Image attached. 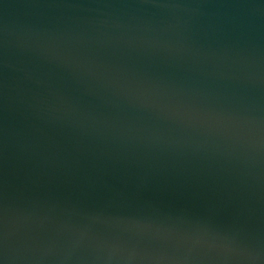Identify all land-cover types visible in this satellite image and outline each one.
Here are the masks:
<instances>
[{
    "label": "water",
    "instance_id": "water-1",
    "mask_svg": "<svg viewBox=\"0 0 264 264\" xmlns=\"http://www.w3.org/2000/svg\"><path fill=\"white\" fill-rule=\"evenodd\" d=\"M0 264H264V0H0Z\"/></svg>",
    "mask_w": 264,
    "mask_h": 264
}]
</instances>
